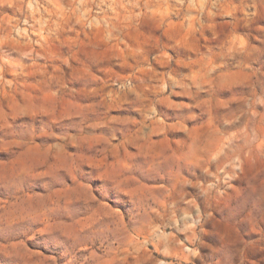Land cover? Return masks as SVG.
I'll return each mask as SVG.
<instances>
[{"label":"rangeland","instance_id":"obj_1","mask_svg":"<svg viewBox=\"0 0 264 264\" xmlns=\"http://www.w3.org/2000/svg\"><path fill=\"white\" fill-rule=\"evenodd\" d=\"M0 264H264V0H0Z\"/></svg>","mask_w":264,"mask_h":264}]
</instances>
